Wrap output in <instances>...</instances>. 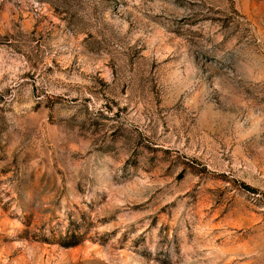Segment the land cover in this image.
<instances>
[{
    "label": "rangeland",
    "instance_id": "rangeland-1",
    "mask_svg": "<svg viewBox=\"0 0 264 264\" xmlns=\"http://www.w3.org/2000/svg\"><path fill=\"white\" fill-rule=\"evenodd\" d=\"M0 264H264V0H0Z\"/></svg>",
    "mask_w": 264,
    "mask_h": 264
},
{
    "label": "trees",
    "instance_id": "trees-1",
    "mask_svg": "<svg viewBox=\"0 0 264 264\" xmlns=\"http://www.w3.org/2000/svg\"><path fill=\"white\" fill-rule=\"evenodd\" d=\"M69 239H65V241L64 242H61V241H59L60 243L59 244H61V246H63L64 248H71V247H75V246H77L78 245V243H70V241H68Z\"/></svg>",
    "mask_w": 264,
    "mask_h": 264
}]
</instances>
